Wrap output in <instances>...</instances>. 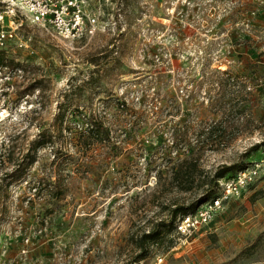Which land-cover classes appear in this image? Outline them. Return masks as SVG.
Masks as SVG:
<instances>
[{
	"label": "rangeland",
	"instance_id": "obj_1",
	"mask_svg": "<svg viewBox=\"0 0 264 264\" xmlns=\"http://www.w3.org/2000/svg\"><path fill=\"white\" fill-rule=\"evenodd\" d=\"M79 1L97 24L77 40L20 14L0 21L13 33L0 50L20 64L0 69V262L134 264V237L166 216L168 200H206L163 188L186 142L209 178L231 164H258L257 176L190 238L172 230L139 264H264V146L247 152L264 140V0ZM230 94L246 124L215 108ZM59 109L61 139L38 148L24 177L6 178L7 154L52 133ZM91 116L110 140L83 148ZM55 187L61 199L50 198Z\"/></svg>",
	"mask_w": 264,
	"mask_h": 264
},
{
	"label": "trees",
	"instance_id": "obj_2",
	"mask_svg": "<svg viewBox=\"0 0 264 264\" xmlns=\"http://www.w3.org/2000/svg\"><path fill=\"white\" fill-rule=\"evenodd\" d=\"M18 65H20L19 62H15L13 59L7 58L5 50H0V69L8 66L15 68ZM232 79L233 78H224V81H229ZM36 87H38V85L33 84L20 93H27V91H32ZM233 97L234 96L230 94L229 98L224 100L223 96V99L217 101L219 102V105L215 106V108H223L226 105L229 106L227 109L228 112H236L239 114V116L244 114V123L246 124L250 119L249 115L245 113L246 107L242 103L239 105L236 100L234 102ZM62 123L63 111L59 109L54 115L52 133H46L45 130H40L37 134V138L31 142L30 147L19 158L14 159L8 153L7 155L9 157L7 159L13 164L14 169L5 177L10 178L11 180H17L24 177L28 166L36 160L38 148L48 143L54 147L55 142L61 139L60 135L64 130ZM218 125L219 124L212 126L210 128L211 130L208 131V134L210 135L218 132ZM85 127L86 128H84V130H82L77 136L81 147L86 148L94 143L108 142L110 140L109 129L100 119L93 118L92 116L85 118ZM159 140L160 138L157 137L156 141L159 142ZM184 144L187 146V148L183 153V156L177 157L174 161L170 160V164L167 167V180H164L162 184L163 188L166 189L167 192L176 191L178 193H187L201 190L202 197H204L203 199H206L204 202H206L220 195V179L231 177L237 171L244 169L241 167L238 168V166L235 164L225 165L220 168H216L212 177L209 178V176L204 174V170L200 165V159L196 153L197 149L189 143L185 142ZM262 146H264V140L251 145L247 152L250 153L256 151ZM232 171L235 172L233 174H228ZM159 172H161V170L158 171V173ZM156 178H158V176ZM156 183H158V181ZM211 183L214 184L211 185ZM214 185L217 190L215 194H213ZM49 195L51 199L58 200L64 196V190L60 187H55L52 192H49ZM198 206L191 202H181L174 198L168 200V202L165 204V210L167 213L166 216L153 223L150 228L140 232L134 237V244L138 249V253H136L133 257V263L139 264L140 261H142V259L145 257L146 251L149 250L151 246L158 244V242L161 240H164L170 234V232L175 229V224L181 216L194 212Z\"/></svg>",
	"mask_w": 264,
	"mask_h": 264
},
{
	"label": "built area",
	"instance_id": "obj_3",
	"mask_svg": "<svg viewBox=\"0 0 264 264\" xmlns=\"http://www.w3.org/2000/svg\"><path fill=\"white\" fill-rule=\"evenodd\" d=\"M19 14L33 24L50 26L56 36L66 41L92 34L97 24L96 13L87 12L79 0H0V21L7 16L13 24ZM12 35V30H0V48ZM5 111V108L0 109V117ZM258 168L259 165L254 164L231 177L220 179V195L202 203L194 212L181 216L175 224V232L187 239L197 229L207 225L222 209L224 201L238 195L242 188L254 181ZM162 260L163 256L158 255L152 264H162Z\"/></svg>",
	"mask_w": 264,
	"mask_h": 264
}]
</instances>
